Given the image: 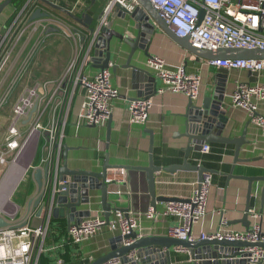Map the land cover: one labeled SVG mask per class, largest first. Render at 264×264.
I'll list each match as a JSON object with an SVG mask.
<instances>
[{"label":"crops","instance_id":"1","mask_svg":"<svg viewBox=\"0 0 264 264\" xmlns=\"http://www.w3.org/2000/svg\"><path fill=\"white\" fill-rule=\"evenodd\" d=\"M6 1L0 0V4ZM46 1L56 8L45 4L43 0H28L18 11L13 0L0 15V33L3 40H6L5 45L10 44L12 52L8 66L0 77V99L18 78L20 69L25 68L8 104L0 110V145L4 143L15 102L26 89L38 87L41 98L38 112L44 127L49 128L56 123V130L60 131L66 121L62 155L66 148L70 168L100 172L107 160L111 166L128 169L125 182L112 186L111 200L116 210L129 212L135 219L141 237L168 238L169 228L178 223L175 218L164 215L167 203L163 202L157 203L154 219L146 217V214L154 209L151 206L146 173L140 169L149 166L151 148L154 165L157 167L169 170L187 161L193 167H204L213 171L209 172L213 178L207 215L192 229L196 241L200 239L201 233L213 234L221 228L220 212H223L228 220L229 230L247 231V225L242 221L248 205L250 209H255L261 214L260 225L264 235V181L251 183L246 179L264 178V135L261 129L251 122L246 111L232 106L236 86L239 83L264 85V71L260 74H250L226 70L225 101L229 120L222 137L241 139L244 136L245 144L238 154V159L242 162H236L235 145L218 143L209 144L211 151L208 154L201 153V147L206 143H199L186 159L184 150L188 146V139L184 136L185 116L190 99L181 93L158 94L157 91L162 86V82L158 80L157 87L151 90L153 94L148 96L153 98L154 105L147 123L130 124L129 105L138 99L139 95L141 98L148 95V84L140 82L135 85L132 70L125 68L130 48L122 45L117 39L112 41L113 63L109 70L112 83L119 90L120 96L114 101L112 118L102 127L87 126L81 122L79 113L85 98V89L80 85L74 89L73 83L65 79L66 71L75 59H78L76 72L80 70L84 57L89 53L87 36L90 37L91 29L99 25L98 19L108 2L99 0L93 5V0ZM37 9L49 13L50 17L30 22V17ZM87 9L89 11L86 13ZM64 11L79 17L90 15L93 20L92 28L86 30ZM115 14L113 9L109 16L113 30L124 33L128 22L135 25L133 19H121L115 17ZM17 19L19 21H16ZM148 48L151 57L163 58L170 68L185 67L188 74L201 76L200 95L194 101L195 104L201 105L205 98L212 96L219 81L221 68L208 66L206 60H197L196 56L183 49L158 28L151 37ZM147 61L144 52L138 50L132 66L147 70L156 77L148 69ZM100 71L95 63L87 62L83 67V72L88 77H94ZM137 87L142 89L138 90ZM257 105L258 112L264 115V101H258ZM56 154L57 147L51 141V134L43 131L32 140L30 150L24 156V166H30L28 175L38 168H45L48 163L53 164L57 160ZM199 179L198 170L191 168L172 173L160 171L156 173V195L189 200L199 184ZM18 182L13 183L10 188L0 189V216L10 222L11 227L25 223L30 224L32 228L48 226V233L43 241L44 251L39 255V264H92L111 251L110 241L117 237L120 231L111 232L104 229L85 242L74 244L65 219L53 220L46 215L38 216V208L34 209V206L30 205V201L38 197L35 181L33 180L34 187L30 193L15 198L17 191H12ZM251 186L252 192L249 195ZM93 201V204L82 206L80 210H89L90 218L103 216L100 197L96 196ZM249 221L251 226L250 218ZM34 253L38 255L36 250ZM171 254L173 264H190L188 251L173 247Z\"/></svg>","mask_w":264,"mask_h":264},{"label":"built area","instance_id":"2","mask_svg":"<svg viewBox=\"0 0 264 264\" xmlns=\"http://www.w3.org/2000/svg\"><path fill=\"white\" fill-rule=\"evenodd\" d=\"M115 1L129 11H132L138 4L136 0ZM149 1L173 32L180 38H188L194 48L212 51L220 48L264 50V0ZM202 10L204 16L200 20ZM111 11L112 6L108 4L98 30L107 25ZM98 30L91 35L96 37ZM91 38L87 36L88 44L92 43ZM5 41L3 40L0 44V77L7 68L12 53L10 44L5 45ZM88 57L89 55L86 54L83 65L77 72L78 59L73 60L67 68L65 79L73 83L74 89L79 85L85 89V98L79 113L81 122L87 126L102 127L112 118L114 101L119 98L120 92L112 83V74L109 69L98 72L94 77H88L83 72ZM206 64L228 71L237 70L250 74H260L264 71L263 60H206ZM147 67L162 82V86L157 91L158 94L181 93L193 101L199 98L202 84L200 75L188 74L185 67L170 68L161 57L148 59ZM24 69H20L18 77L23 76ZM18 81L16 78L13 85L1 97L0 110L8 104ZM38 92V87L26 89L13 106V117L8 125L4 143L0 145V170L3 171L0 189L10 188L13 184L12 179L17 174L20 175L17 180L18 185L21 184V180L27 178L30 166H24V156L32 140L43 131L51 134V141L57 147V163L62 159L66 121L62 124L60 131L56 130V123L52 127H44L38 112V105L41 101ZM258 101H264V85L239 83L236 86L232 96V106L246 111L250 115L251 122L258 126L264 135V115L258 112ZM153 105V98L150 97L133 100L129 105V123L145 125ZM35 107L36 111L32 113ZM210 151L209 144L201 147L202 154H208ZM125 177V168L107 170L108 184L119 186L125 182ZM212 178L211 174H204L201 183L197 185L193 196L188 201L171 202L166 205L164 215L173 217L178 222L169 228L170 238L196 241L192 229L207 215ZM155 215L156 212L151 210L146 217L154 219ZM219 215L221 216V228L213 234L201 233L199 240H229L264 244V235L260 225L262 216L257 210L248 211L252 224L247 231L229 230L228 220L224 213L220 212ZM104 229L111 232L120 231V234L124 236L133 230L137 231L138 225L129 213L116 210L112 212L109 223L106 222L104 216L98 215L71 226L69 235L72 243L80 244ZM47 233L48 226L32 228L28 223L17 227L1 228L0 264H39V255L44 251L43 241ZM35 250L38 253L37 256L34 253ZM241 252L246 255L245 259L249 264H264V248L256 246L243 249ZM106 264L122 263L120 260H113Z\"/></svg>","mask_w":264,"mask_h":264},{"label":"water","instance_id":"3","mask_svg":"<svg viewBox=\"0 0 264 264\" xmlns=\"http://www.w3.org/2000/svg\"><path fill=\"white\" fill-rule=\"evenodd\" d=\"M13 0H7L0 4V15L4 10L11 5ZM99 0H93L95 5ZM43 2L50 7H55L46 0ZM111 4L112 11L115 10V17L126 19L129 17L133 19L135 25L129 22L125 25V32L119 33L112 29L113 23L108 22L107 25L102 26L98 30V26L92 28L93 20L90 15L79 17L76 14L64 11L76 23L85 27L86 30L93 34L98 30L97 36L91 35V44L88 45V64H98V68L103 71L110 69L113 63L112 59V41L117 39L122 45L130 48L128 60L125 68L132 70L133 82L140 84H148L146 86L148 95H152L153 90L157 87L158 79L154 77L147 70L139 67H133L132 61L136 56L138 50L144 52V56L151 58L149 54V41L158 28L168 35L175 43L183 49L196 56L197 60H263L264 50H249V49H229L220 48L218 50H200L194 48L188 38L178 37L173 30L167 25L165 20L160 16L159 12L153 7L149 0H136L138 3L132 11H129L119 2L115 0H107ZM56 8V7H55ZM89 9L86 10V13ZM103 14L98 19L101 22ZM204 16V11H201L200 20ZM49 13H44L37 9L29 21L33 22L39 19L49 18ZM91 20V21H90ZM3 42L2 33H0V44ZM147 45V46H144ZM225 69H219V81L212 96L203 100L201 105L195 104L190 100L186 118V133L184 136L188 139V146L184 150L186 159L190 157V153L194 151L199 143H218V144H233L236 146V162H242L238 159V154L242 146L245 144L244 136L241 139H229L222 137V134L228 124V106L225 101L227 77ZM142 87V86H141ZM137 87L138 90L142 89ZM156 92V90H155ZM151 93V94H150ZM144 97V98H146ZM141 96L139 95L140 99ZM36 107L32 113H35ZM32 116V115H31ZM30 116V117H31ZM151 143L153 139L151 138ZM149 157V166L141 168L140 170L146 173L148 182L149 194L151 196V206L154 211L157 208V203H171V202H186L188 200H181L172 197H158L156 195V173L160 171L174 172L176 170L195 169L200 173L199 183H201L203 175L210 171L204 167H193L187 161L177 167L171 169H163L154 165L152 148ZM63 162L48 163L45 168H38L32 173V178L35 181L38 189V197L30 201V205L34 209L38 208L37 215H46L50 219L59 220L65 219L70 229L75 224H80L85 219L90 218L89 210H80L82 206H89L93 204L96 196L100 197V204L103 216L107 223L111 220L112 212L116 211L111 200L112 184L107 183V170L111 168H119L118 166H111L106 160L100 172L86 171L80 169H72L68 164V156L65 148V153L62 155ZM124 168V167H121ZM126 169V168H125ZM128 170V169H126ZM209 173V174H211ZM251 183L254 181H264V178H246ZM261 179V180H260ZM252 192V186L249 189V195ZM98 194V195H97ZM262 201L264 202V189L262 192ZM243 219L249 229L250 221L248 211ZM124 212V211H123ZM129 213V212H128ZM11 227L10 222L0 216V229ZM130 243V244H128ZM111 251L99 258L92 264H106L113 260H120L122 264H173L171 248H181L190 253V264H249L245 259V254L241 251L246 248L262 247L264 244H251L241 241L229 240H197L194 242L181 241L178 239L166 237H141L138 231H131L128 235L119 234L110 241Z\"/></svg>","mask_w":264,"mask_h":264},{"label":"rangeland","instance_id":"4","mask_svg":"<svg viewBox=\"0 0 264 264\" xmlns=\"http://www.w3.org/2000/svg\"><path fill=\"white\" fill-rule=\"evenodd\" d=\"M22 79V77H18V80L20 81ZM30 147H31V145H30ZM30 147H29V150H30ZM28 151V150H27ZM3 174V171L1 170L0 171V177H1V175ZM31 178L32 179V177L31 176H29V175H27V178ZM20 178V175H16L12 180V183H16V181L18 180ZM26 178V179H27ZM28 178V179H29ZM26 179L25 180H21L20 182H21V184L20 185H18L19 184V182L17 183V185H16V187L14 188V190L12 191V193L13 192H15V191H17V193L15 194V198H20V196H21V194H23V193H25L26 192V190L28 189V186H29V181H27L26 182ZM27 179V180H28ZM18 187V188H17ZM9 190V189H8Z\"/></svg>","mask_w":264,"mask_h":264},{"label":"trees","instance_id":"5","mask_svg":"<svg viewBox=\"0 0 264 264\" xmlns=\"http://www.w3.org/2000/svg\"><path fill=\"white\" fill-rule=\"evenodd\" d=\"M27 1L28 0H15V5H16V8H17V10L18 11H20L23 7H24V5L27 3ZM89 41V40H88ZM87 44V43H86ZM32 173L33 172H31V174L29 175V176H31L32 177ZM29 178V177H28ZM27 178V179H28ZM26 179V182L27 181H29V186H28V189L26 190V192L25 193H23V194H21V196H26L28 193H30L31 191H32V189H33V187H34V182H33V179H31V178H29L28 180ZM20 196V197H21Z\"/></svg>","mask_w":264,"mask_h":264}]
</instances>
